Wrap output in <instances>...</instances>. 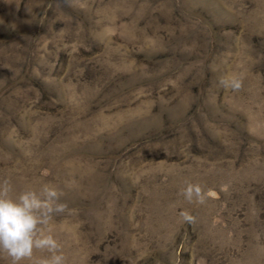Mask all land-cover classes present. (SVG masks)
Instances as JSON below:
<instances>
[{
    "label": "rangeland",
    "instance_id": "obj_1",
    "mask_svg": "<svg viewBox=\"0 0 264 264\" xmlns=\"http://www.w3.org/2000/svg\"><path fill=\"white\" fill-rule=\"evenodd\" d=\"M44 183L65 264H264V0H0V186Z\"/></svg>",
    "mask_w": 264,
    "mask_h": 264
},
{
    "label": "clouds",
    "instance_id": "obj_2",
    "mask_svg": "<svg viewBox=\"0 0 264 264\" xmlns=\"http://www.w3.org/2000/svg\"><path fill=\"white\" fill-rule=\"evenodd\" d=\"M220 84L233 91L241 87L236 77L221 80ZM9 191V187L0 186V253L7 255L10 264H21L33 260L34 249L46 250L48 257L35 264H65L59 244L42 227L48 225L53 213L64 210L57 188L44 183L38 188L27 187L14 197L7 195ZM193 192L199 196L198 188H190L185 191V197L190 199Z\"/></svg>",
    "mask_w": 264,
    "mask_h": 264
}]
</instances>
